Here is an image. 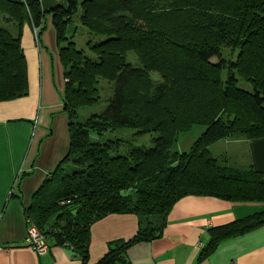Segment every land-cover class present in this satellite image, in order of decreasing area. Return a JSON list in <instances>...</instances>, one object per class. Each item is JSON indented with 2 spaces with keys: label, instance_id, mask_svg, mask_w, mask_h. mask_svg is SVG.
Returning <instances> with one entry per match:
<instances>
[{
  "label": "trees",
  "instance_id": "1",
  "mask_svg": "<svg viewBox=\"0 0 264 264\" xmlns=\"http://www.w3.org/2000/svg\"><path fill=\"white\" fill-rule=\"evenodd\" d=\"M45 14L52 16L65 79L68 146L23 213L46 243L88 264L90 226L131 214L134 234L110 242L94 263L129 264L126 250L159 238L182 197L264 202L263 172L220 165L209 152L221 139L264 137V0H66L48 10L40 0H0V102L27 94L20 28L28 23L36 40ZM76 21L88 35L85 51L73 42ZM101 80L110 84L104 98ZM101 99L99 114L77 120V110ZM193 126L203 127L200 135L187 151H173ZM122 129L156 134L153 146L125 144L118 153L124 141L104 136ZM263 225L261 210L208 228L199 257Z\"/></svg>",
  "mask_w": 264,
  "mask_h": 264
},
{
  "label": "crops",
  "instance_id": "2",
  "mask_svg": "<svg viewBox=\"0 0 264 264\" xmlns=\"http://www.w3.org/2000/svg\"><path fill=\"white\" fill-rule=\"evenodd\" d=\"M66 0H40L42 10ZM19 37L26 66L27 94L0 102V264H79L70 251L47 241L37 255L26 245L24 209L44 177L67 151V117L63 110V70L50 14L35 40L28 23ZM30 29V30H29ZM69 34L66 32V36ZM27 59L32 60L29 65ZM220 163L264 173V137H230L209 146ZM264 210V202H235L214 197L185 196L168 211L159 238L129 247V264H264V225L219 242L206 256L200 248L207 229ZM136 230L131 214H110L89 228L88 264H94L114 240Z\"/></svg>",
  "mask_w": 264,
  "mask_h": 264
},
{
  "label": "rangeland",
  "instance_id": "3",
  "mask_svg": "<svg viewBox=\"0 0 264 264\" xmlns=\"http://www.w3.org/2000/svg\"><path fill=\"white\" fill-rule=\"evenodd\" d=\"M51 18H52V16H50V22H51ZM23 24H22L20 30H24ZM75 24L77 25V29L75 30V33H74L73 42L75 43V46H77L79 51H85L83 44L86 40L85 36L88 37V35L84 34V30H82L80 28L81 25L78 21H76ZM9 25H11V24H7V26H9ZM65 37H68V35ZM37 40H38V37H37ZM72 46L74 47V44H72ZM127 60L136 64L134 59H133V55L131 52L127 53ZM26 61L29 65H31L33 62L32 60L27 59V58H26ZM214 61H215V59H211V62H214ZM149 76H150V79L152 81H158L159 80L158 75L154 72H151L149 74ZM26 82H27V79H26ZM64 82H65V79H64ZM98 86H99V94H100L101 98H104V96H106V94H108V89H110V84L106 83V81H104V80H101L99 82ZM237 86L244 89L245 91H250V86L244 82L238 81ZM103 108H104V101H102V99H101V101L99 103H97L96 105H93L91 107H85V108L77 110V120L78 121L82 120L84 117L90 116L92 114H99L103 110ZM202 130H203V127H201V126H193L188 132H186L184 134H180L177 137V141L171 147L172 150L177 151V152L187 151L189 146L191 145V143L200 135ZM155 136H156V134H154V133L137 135L135 133V130L122 129V130H115V131L109 132L104 137H108V139H113V138L122 139L124 141V143L118 149L117 152L118 153H124L125 150H123V149L126 148L125 144H128L132 147H144V148L152 147L153 143H152L151 139H153ZM219 164L222 165L220 162H219ZM42 238L44 239L43 236H42ZM45 244H46V249H47V243H45Z\"/></svg>",
  "mask_w": 264,
  "mask_h": 264
},
{
  "label": "built area",
  "instance_id": "4",
  "mask_svg": "<svg viewBox=\"0 0 264 264\" xmlns=\"http://www.w3.org/2000/svg\"><path fill=\"white\" fill-rule=\"evenodd\" d=\"M36 30L33 29V35L36 38ZM26 223V245L27 247L36 253L37 255H42L46 250V242L38 232V230L34 227V225L27 220Z\"/></svg>",
  "mask_w": 264,
  "mask_h": 264
}]
</instances>
